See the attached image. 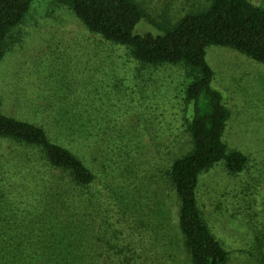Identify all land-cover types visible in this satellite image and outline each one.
Listing matches in <instances>:
<instances>
[{"label": "rangeland", "instance_id": "1", "mask_svg": "<svg viewBox=\"0 0 264 264\" xmlns=\"http://www.w3.org/2000/svg\"><path fill=\"white\" fill-rule=\"evenodd\" d=\"M133 1L148 16L135 34L157 35L155 25L172 27L212 0ZM248 1L264 8V0ZM6 48L0 62L2 113L45 129L95 172L97 183L87 194L95 195L90 213L96 228L102 234L124 231L125 240L109 233L124 253L116 264L161 260L164 246L151 237L155 215L169 207L172 224H178L179 205L167 175L193 146L185 101L189 69L140 64L131 48L90 32L55 0H35ZM206 61L231 112L227 147L244 154L247 164L239 174L230 173L225 162L202 174L199 208L228 251V264H264V64L222 47H209ZM40 166L36 151L0 139V251L5 231L23 225V213L38 202L36 182L51 178L47 168L38 173ZM105 219L121 223L108 229ZM136 249L141 251L132 255ZM179 249V261L188 264L181 241Z\"/></svg>", "mask_w": 264, "mask_h": 264}, {"label": "trees", "instance_id": "2", "mask_svg": "<svg viewBox=\"0 0 264 264\" xmlns=\"http://www.w3.org/2000/svg\"><path fill=\"white\" fill-rule=\"evenodd\" d=\"M34 1L0 0V62L11 30L23 23ZM55 1L71 9L90 32L131 48L140 64L189 69L185 101L190 106L192 151L175 160L167 175L179 205L178 224H172V209L160 208L151 237L164 246L165 256L153 257L148 264H181L180 241L188 264H228V251L202 216L197 189L201 175L216 164L225 162L230 173L239 174L247 157L227 147L231 112L223 93L215 88L206 53L209 47L229 48L264 64V8L248 0H212L207 9L185 16L172 27L151 21L161 34L139 35L135 29L148 16L133 0ZM0 139L36 151L41 164L38 173L47 168L51 174L50 179L36 182L38 202L23 213V225L5 231L0 264H116L114 259L124 253L109 235L125 240L124 231L112 228L102 234L96 228L90 213L97 204L95 195L87 194L97 183L95 172L76 152L52 141L45 129L5 116L1 100ZM120 223L104 220L108 229ZM140 251L132 250V255Z\"/></svg>", "mask_w": 264, "mask_h": 264}]
</instances>
